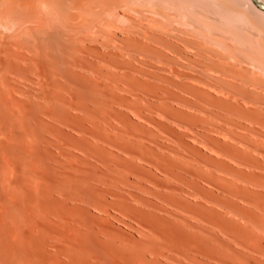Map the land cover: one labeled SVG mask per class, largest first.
<instances>
[{"label": "bare ground", "instance_id": "1", "mask_svg": "<svg viewBox=\"0 0 264 264\" xmlns=\"http://www.w3.org/2000/svg\"><path fill=\"white\" fill-rule=\"evenodd\" d=\"M235 1L237 6L224 0H0V150L4 152L3 157L10 144L20 143L26 151L41 142L57 146L59 150L71 136L65 137L64 130L51 121L72 127V123L77 125L82 120L84 123L86 118L87 126L79 123L84 136L81 135L77 143L83 146V154L93 162L86 158L82 159V165L78 162V165H74L76 162L69 165L64 170V178L55 181L58 182L56 187L39 183V205L27 213L21 224L17 223L16 215L14 218L17 205L13 201L18 203L14 193H11L13 201L11 197L7 198L9 194L5 199L0 198V264H124L126 255L120 259L113 255L115 259L109 263H99L100 259L92 263L95 260L82 248L86 224L80 215L85 216V211L77 206L69 209L68 203L65 204L68 201L83 202L105 216L112 210L144 225L146 229H142L148 232V238L141 239H147V243H142L145 248L138 246L139 253L136 252L138 248L132 251L135 256L129 257V264H163L160 259L164 264H264V24L261 22L264 0ZM256 16L258 20L261 17L262 24ZM146 51L173 54L168 59L171 62L167 66L168 73L162 70L171 75L163 77L169 86L160 81L159 74L156 78L162 87L150 83L149 70L147 68L146 73V68L143 69L147 63L142 53ZM95 57L106 64V70L95 64ZM171 64L175 66L171 67ZM148 65L158 68V64ZM158 69L161 73L163 68ZM82 71L89 75L85 76ZM145 75L149 81L143 78ZM84 77L99 81L101 87L98 98L90 100L86 97L100 112L97 119H92L91 105L81 101L79 82ZM173 101L188 107L183 106L188 111L191 108L205 110L225 119L227 129L218 125L216 132L218 128L228 132L230 140H226L225 145L233 142L226 145L222 155L233 160L239 168L250 169L247 174L250 179L244 181L253 187V191L248 186V195L239 190L242 186H237L236 191L229 190L235 188L236 180L245 173L230 167V172H234L232 177H227L235 179H228L229 184L221 179L229 188L224 187L226 184L215 183L217 180L214 182L220 186L221 189L217 187L219 192L227 188L224 196L199 197L197 191L201 188L197 179L204 178L203 170H199V159L196 160L192 152L172 148L173 156L165 150L157 153L154 146L150 148L146 144L139 150H129L128 146L124 149L126 126L121 124L122 127L115 128L117 132L112 135L108 131L109 127H114L110 122L113 115L123 124L129 119L128 112L151 123L154 121L152 113L161 108L162 112L172 109ZM77 111H84L85 117H80L82 113ZM166 113L162 114L166 116ZM43 116L50 124L43 121ZM169 116L168 121L172 123ZM216 117L215 121L209 120L211 124L218 123ZM33 120L37 127L50 128L52 138L41 136L42 132L35 134L31 129ZM234 129L247 133L237 137L231 133V137L229 132ZM110 147L124 156L112 152ZM87 164L94 165L95 172L89 173L91 166ZM152 169L162 174L163 179L153 174ZM15 188L13 186V191ZM135 191L151 195L162 201V205L179 211L163 209L158 206L159 202L146 201ZM184 196L198 200L195 204L189 203ZM152 209L156 213L165 211L173 219H165ZM77 212L80 217L75 214ZM108 219L100 221L106 224Z\"/></svg>", "mask_w": 264, "mask_h": 264}, {"label": "rangeland", "instance_id": "2", "mask_svg": "<svg viewBox=\"0 0 264 264\" xmlns=\"http://www.w3.org/2000/svg\"><path fill=\"white\" fill-rule=\"evenodd\" d=\"M225 2H227L228 4L230 3L231 5H233L234 4V6H237V5H235V3H236V1L235 0H224ZM232 1V2H231ZM233 3V4H232ZM238 3V2H237ZM260 17V16H259ZM258 18V16H256L255 17V19H257ZM263 19V18H262ZM259 20L261 21V17L259 18ZM258 19H257V21L258 22H260ZM263 24H264V19H263V21H261ZM260 22V23H261ZM261 23V24H262ZM149 51H146V52H144V53H142V56H144L145 58L144 59H146L145 61H146V63H147V65H144L143 67V69H145L146 68V70H144L146 73H150V76H148V77H150L149 79H150V83H156V85L157 86H160V87H162V85L160 84V82H159V80H157L158 78H160V81L161 82H164V83H166L167 82V86H169V82L168 81H166L163 77H165V78H167L168 76H171V75H168V74H165L166 72H167V69H168V67L167 66H170L169 65V63H171L168 59H171V57L173 56V54L171 55L170 53H169V51L167 52L168 53V55H167V53H165V52H163V53H165V54H163V53H157V52H149ZM189 54V53H188ZM190 54H192V53H190ZM165 55H167V57L170 55V57H166ZM153 57V58H152ZM98 60V61H97ZM152 61V62H151ZM155 61V62H154ZM94 62H95V64L96 65H98L99 67H100V65H101V68L103 69V70H106V64H104V62H102V61H100L98 58H96L95 57V60H94ZM148 62H150V63H148ZM155 63V64H154ZM165 63H166V66H165ZM148 64H151L152 66H155L156 64H158L157 66H158V68H163V69H161L160 71H162V70H164V72L162 71L161 73L160 72H158L157 71V67L155 68L154 67V69L151 67V66H149ZM168 64V65H167ZM171 65H173V66H171V67H174L175 65L174 64H171ZM150 67V68H149ZM165 67H166V69H165ZM147 68H148V70H147ZM151 68L153 69V71L151 70ZM170 68V67H169ZM111 69H113V68H111ZM159 70V69H158ZM148 71V72H147ZM83 72V74L85 73V71H82ZM156 73V75H155V73ZM154 73V74H153ZM168 73V72H167ZM159 74V75H158ZM162 74H164V75H162ZM85 76H88L89 75V73L86 75V73L84 74ZM158 75V76H157ZM146 76L147 75H145L143 78L145 79L146 78ZM153 76H154V78L156 79V80H154V78H153ZM156 76L158 77V78H156ZM149 79H147L146 78V80H148L149 81ZM162 79H164V80H162ZM174 79V78H173ZM97 80H98V78H97ZM91 81V82H90ZM107 81V80H106ZM158 81V82H157ZM101 82V81H100ZM82 83V84H81ZM164 83H162L163 84V87L164 86H166V84H164ZM79 88H80V93H81V96H82V98H81V101H82V103L83 104H85V103H87L86 105H91L89 108L92 110V114H93V118L92 119H97V118H99V111H98V109L96 108V106H94V104L91 102V101H88L89 99L90 100H93V99H95V98H98L99 97V94H101V87H99L100 85H99V81L98 82H96L94 79L93 80H91V79H87V78H82L81 80H80V82H79ZM160 84V85H159ZM166 86V87H167ZM90 88V89H89ZM100 90V91H99ZM173 90H176L175 88H173ZM84 92V93H83ZM89 97H88V96ZM89 98V99H87V98ZM189 100H190V102H193V101H191V98L189 97L188 98ZM89 103H88V102ZM91 103V104H90ZM175 103H177V101H173V103L172 104H170V105H172V109H169L168 111H165L164 110V112H162V108L161 109H157V110H155L153 113H152V118L154 119V121L156 120V122H151L150 123V121H148V120H145L144 118H142V117H140V116H137V115H133V114H131L130 112H128L127 113V119H128V117H129V119L126 121V123H119V118H117V116H111V123H112V125L114 126V127H109L107 130L110 132V134L112 135L113 133H116L117 131H116V129L115 128H117V127H125L124 128V135H123V141H124V143H123V147H124V149H127V146H128V149L129 150H139V149H141V147H142V145L143 144H146V145H148V147H150V146H154L153 148H154V150H155V152H157V151H159V152H157V153H162V152H164L163 150H165V153L166 154H173V150H182V151H185V152H187V153H191V155L196 159V160H198V166H199V170L200 169H202L203 171V174L201 173V175H202V177H204V178H198L197 179V182H198V186H199V188H201L199 191H197V194L199 195V197L200 196H203V198L205 197V199H209L210 198V196L211 195H216V196H218V195H222V196H224L225 195V193H227V192H225V191H227V188H229L230 186L228 185L229 184V181H228V179H231V178H228V177H232V175L231 174H233L232 172H234L233 170H232V172H230L231 170L230 169H234L235 171H237V170H243L245 173H242V175H240L241 176V178L240 179H237L236 180V183L234 184V187L235 188H233V189H230L229 188V190H235V189H237V186H242V188H239V190H243V192L244 191H246V190H248L249 188H251L252 186H250L249 184H247V183H245V181L244 180H248V179H250V175H247L248 173H249V170H248V168L247 167H245V166H240V168H239V165H237V164H235V162L233 161V160H231V159H229L228 157H226L225 155H222L223 153H224V148H226V145H231L232 144V140L230 141V143L229 144H226L225 145V143H226V140L229 142V136H228V132H226V131H221V130H219V128H218V131L216 132V130H217V126L219 125V126H221V127H225L226 126V121L224 122V120H223V117H218V119L220 120H218L217 119V117L215 116V115H212V114H210L209 112H206L205 110H202V111H196L195 109H190V107H189V109L190 110H193L192 112L189 110L188 111V109H186V108H188V107H186V106H184V107H186V108H184L182 105V107L179 105V103H178V105H176ZM96 105V104H95ZM155 105H158L157 103H155ZM94 106V107H93ZM178 106V107H177ZM180 106V107H179ZM174 108V109H173ZM176 108V109H175ZM181 109V111H182V113L181 112H179L180 111V109ZM94 109V110H93ZM97 110V111H96ZM174 110H175V112H174ZM179 110V111H178ZM187 110V112L185 113V111ZM94 111V112H93ZM195 111V112H194ZM79 112V114H81V115H79L80 117H85V115H86V113H84V111L82 112V111H77L76 113H78ZM81 112V113H80ZM166 112H169L171 115H173V116H169ZM193 112H194V114H193ZM202 112V113H201ZM96 113V114H95ZM158 113H160V114H158ZM162 113H166V116L164 115V114H162ZM189 113H191L192 115H190ZM201 113V114H200ZM83 114H85V115H83ZM90 114H91V112H90ZM154 114H155V117H154ZM199 114V115H198ZM83 115V116H82ZM159 117H158V116ZM162 115V116H161ZM198 115V116H197ZM168 116H169V119L170 120H172V123H169V121H168ZM192 116V117H191ZM195 116V117H194ZM197 116V117H196ZM204 116V117H203ZM116 117V118H115ZM165 117V118H164ZM194 117V118H193ZM215 117H216V119H217V121H218V123L217 122H215V123H212L211 124V122L212 121H215L214 119H215ZM44 120V122H46V123H49L50 124V122H49V120L47 119V117H42ZM131 118V119H130ZM139 118H140V120H139ZM142 118V119H141ZM160 118V119H159ZM167 118V120H163V119H166ZM172 118H174V119H172ZM195 118H196V120H195ZM199 119V121H197L198 119ZM82 119V118H81ZM159 119V120H158ZM162 119V120H161ZM195 121H194V120ZM208 119V120H207ZM211 119V120H210ZM221 119H222V121H221ZM209 122H207V121ZM211 122H210V121ZM34 121V120H33ZM31 122V124H33V125H31V129H32V131H34V133L35 134H38V135H40L41 134V132H42V134H41V136L43 135L44 137H46V138H52V134H49L50 132H51V130H49L48 129V127L46 128H44L43 129V127L42 126H38L37 127V125L36 124H34L35 123V121L34 122ZM51 121V120H50ZM143 121V122H142ZM148 121V122H147ZM168 121V122H167ZM181 121V122H180ZM189 121V122H188ZM191 121L193 122V123H191ZM86 122H87V120H86V118H85V122L83 123V120H82V122H79V123H83V124H85L86 126H87V124H86ZM118 122V123H117ZM146 122V123H145ZM171 122V121H170ZM175 122V123H174ZM185 122V123H184ZM51 123L55 126V124L57 125V127L58 128H61V130H64V131H62V133H66V136L65 137H67V135L68 136H71V138H70V140L72 139V141H70L69 139H68V137L66 138L67 140H65V143H64V145H61L59 148L60 149H62V152L60 151V149L59 150H57L58 149V147L57 146H53V145H47V144H44V143H38V145H37V143H35L34 145V147H31L32 149H29V150H26L25 151V149L23 148V147H21L22 145L20 144V143H18V144H10V146H9V149H7L6 151L8 152H6V157H5V155H4V157L6 158H4L3 157V151L2 150H0V195H5L4 197L2 196V197H0V198H3V199H5V197H6V195L8 196V194H9V196L7 197V198H9V197H11L13 194H11V193H14V195H13V197L15 198V199H17L18 200V203L15 201H13V197H11L12 198V201H13V203H15V208H14V210H16L15 211V213H14V218H15V215H16V220H17V223H19V224H21L22 222H23V220L26 218V215H27V213L29 212V211H32V210H35L34 208L35 207H37L38 205H39V202H40V200H39V196H38V193H37V190H38V185H39V183H45V184H48L49 183V186L50 187H52V186H57L58 185V182L62 179V178H64V170L69 166V165H71V164H73L74 162H76V164H74V165H78L77 164V162L80 164V165H82L81 163H83L84 161L83 160H85L88 156H86L85 154H83V146H79V143H77L80 139H81V137L82 136H84V135H82L83 133L81 132V124H79V126H77L75 123H72L73 125L75 124L76 126H74L75 128H73V125H72V127H70V126H63V125H61V124H59V123H57V122H54V121H51ZM88 123V122H87ZM129 123V124H128ZM141 123V124H140ZM148 123L150 124V125H148ZM161 123V124H160ZM179 124V125H177V124ZM190 123V124H189ZM198 123H200V124H198ZM222 123V124H221ZM59 124V125H58ZM120 124V125H119ZM121 124H122V126H121ZM153 126H152V125ZM160 124V125H159ZM182 124V125H181ZM188 124V125H187ZM203 124V125H202ZM214 124V126H212ZM125 125V126H124ZM163 125V126H162ZM175 125V126H174ZM183 125H184V128H183ZM191 125V126H190ZM194 125V126H193ZM209 127H208V126ZM63 126V127H62ZM177 126V127H176ZM193 126V127H192ZM198 126V127H197ZM41 127H42V129H41ZM152 127V128H151ZM170 127H172V128H170ZM180 127H182V128H180ZM189 128V129H187V128ZM213 129H212V128ZM68 128V129H67ZM72 128V131H69L70 129ZM127 128V129H126ZM154 128H157V130L156 129H154ZM162 128V129H161ZM170 128V129H169ZM180 128V129H179ZM197 128H199V129H197ZM201 128V129H200ZM35 129V130H34ZM46 129H48V130H46ZM112 131H111V130ZM140 129V130H139ZM176 129V130H175ZM202 129H203V131H202ZM205 129V130H204ZM225 129H227V127H225ZM74 130V131H73ZM128 130V131H127ZM142 130V131H141ZM186 130V131H185ZM188 130H192L191 132L190 131H188ZM208 130V131H207ZM45 131H46V133H45ZM126 131H127V133H126ZM152 131V132H151ZM155 131V132H154ZM160 131V132H159ZM177 131V132H176ZM185 131V132H184ZM188 131V133L186 134V132ZM210 131H212L211 133H210ZM220 131V132H219ZM243 130H240V129H234L233 130V132H229L230 133V135H231V137L234 135L235 137H237V136H240V135H242V133L243 134H245V133H247L246 131H244V132H242ZM7 132L10 134V130L8 131L7 130ZM39 132H40V134H39ZM135 132V133H134ZM141 132V133H140ZM158 132V133H157ZM166 132V133H165ZM190 132V133H189ZM69 133V134H68ZM78 133H80V134H78ZM82 133V134H81ZM125 133H126V137H125ZM192 133H193V136H192ZM226 133V134H225ZM231 133H233V135L231 134ZM8 134V135H9ZM77 134V135H76ZM129 134V135H128ZM138 134H140V135H138ZM165 134V135H164ZM174 134V135H173ZM199 134V135H198ZM216 134V135H215ZM46 135V136H45ZM64 135V134H63ZM75 135V137H73ZM82 135V136H81ZM188 135H191V136H188ZM194 135H195V137H194ZM197 135V136H196ZM86 136V135H85ZM132 138H131V137ZM156 136V137H155ZM158 136H160V137H158ZM163 136V137H162ZM184 136V137H183ZM187 137V139H186V137ZM226 136H228L227 138H226ZM79 137H80V139H79ZM158 137V138H157ZM193 137V138H192ZM223 137V138H222ZM125 138V139H124ZM137 138H138V140H137ZM169 138H171L170 140H169ZM198 138V139H197ZM204 138H206V139H204ZM210 138V139H209ZM74 139H76V141L74 140ZM134 141H132V140ZM154 139V140H153ZM176 139V140H175ZM190 139V140H189ZM208 139V140H207ZM224 139V140H223ZM73 140H74V142H73ZM129 140V141H128ZM153 140V141H152ZM156 140H158V141H156ZM180 140V141H179ZM205 140V141H204ZM211 140V141H210ZM165 141V142H164ZM179 143V144H177V142ZM186 141V142H185ZM193 141H195V142H193ZM200 141H202V142H200ZM210 141V142H209ZM127 142V143H126ZM134 144H133V143ZM154 142H156V143H154ZM204 142V143H203ZM208 142V143H207ZM219 142H220V144L223 146V145H225V147H221V145L219 144ZM63 143V142H62ZM77 143V144H76ZM149 143V144H148ZM176 143V145H174V144ZM189 144V145H187V146H185V144ZM214 143V144H213ZM40 144V145H39ZM69 144V145H68ZM127 144V145H126ZM165 144V145H164ZM173 144V145H172ZM199 144V145H198ZM44 145V146H43ZM72 145V146H71ZM78 145V146H77ZM161 145V147H159ZM183 145H184V147H183ZM12 146V147H11ZM42 146V147H41ZM136 146H138V147H136ZM144 146V145H143ZM174 146H175V149H174ZM177 146V147H176ZM198 146V147H197ZM205 147V149H204V147ZM206 146H209V147H206ZM217 146V147H216ZM221 148H220V147ZM51 147V148H50ZM62 147V148H61ZM74 147H76V148H74ZM81 147V148H80ZM109 147V146H108ZM107 146H106V148H108ZM145 147H147V146H145ZM168 147H171V149H169ZM181 147H182V149H181ZM228 147V146H227ZM13 148V149H12ZM15 148V149H14ZM22 148V149H21ZM42 148V149H41ZM71 148H72V150H71ZM136 148V149H135ZM151 148V147H150ZM168 148V149H167ZM172 148H173V150H172ZM185 148V149H184ZM206 148H207V150H206ZM208 148H209V150H208ZM216 148L219 150V151H217L216 150ZM47 150V152H44V150ZM51 149V150H50ZM112 148L110 147L109 148V150H111ZM114 149V148H113ZM189 151H188V150ZM223 149V150H222ZM15 150L17 151V152H15ZM30 150H31V152H30ZM57 150V151H56ZM77 150V151H76ZM81 150V151H80ZM162 152H161V151ZM167 150V151H166ZM212 150H213V152H215V153H217V152H220V153H218V154H215L214 155V153L212 152ZM23 151V152H22ZM36 151V152H35ZM59 151V152H58ZM112 152L114 151L116 154H121L120 156H124V154L123 153H121L119 150H116V149H114V150H111ZM210 151V152H209ZM40 152V153H39ZM56 152V153H55ZM78 152V153H77ZM81 152V153H80ZM24 153V154H23ZM35 153V154H34ZM43 153V154H42ZM48 153L50 154V155H48ZM55 153V154H54ZM58 153H60V154H58ZM212 153V154H211ZM17 154V155H16ZM27 154H28V156H27ZM83 154V155H82ZM208 156H207V155ZM221 154V155H220ZM31 155V156H30ZM57 155V156H56ZM200 155H202V156H200ZM12 156H14V157H12ZM21 156H23V157H21ZM77 156V157H76ZM173 156H174V154H173ZM213 156V157H212ZM217 156V157H216ZM220 156V157H219ZM224 156L226 157V158H224ZM32 157V158H31ZM219 157V158H218ZM223 157V158H222ZM2 158H4V159H2ZM10 158V159H9ZM16 160H15V159ZM59 158V159H58ZM64 158V159H63ZM66 158V159H65ZM78 158H80V161H79V159ZM206 158H208L207 160H206ZM211 158V159H210ZM216 158V159H215ZM8 159V160H7ZM23 159V160H22ZM25 159H27V160H25ZM49 159V160H48ZM63 159V160H62ZM76 159H77V161H76ZM83 159V160H82ZM225 159V160H224ZM5 160V161H4ZM14 160H15V162H14ZM20 160V161H19ZM32 160V162H30ZM41 160V161H40ZM58 160V162H56V161ZM216 160V162H212V161H215ZM217 160L219 161V163L217 162ZM224 160V161H223ZM228 160V161H227ZM7 161H8V163H7ZM26 161V162H25ZM51 161V162H50ZM60 161V162H59ZM86 161H88V162H92V159L89 157V158H87L86 159ZM208 161V162H207ZM222 161V163H220ZM30 162V163H29ZM38 162V163H37ZM44 162H45V164H44ZM56 162V163H55ZM37 163V164H36ZM40 163H42L41 165H39ZM52 163V164H51ZM58 163V164H57ZM93 163V162H92ZM208 163V164H207ZM212 163V164H211ZM215 163V164H214ZM228 163V164H227ZM201 164V165H200ZM204 164H205V166H204ZM12 165V166H11ZM36 165V166H35ZM208 165V166H207ZM223 165V166H222ZM237 165V166H236ZM39 166V167H38ZM41 166V167H40ZM87 166H91V165H88L87 164ZM93 167H94V165H92ZM92 166L91 167H88L89 169H90V171H92V170H94V171H92V172H90L89 171V169H87L88 171H89V173H93V172H95V167L92 169ZM209 166H210V169H209ZM215 166V167H214ZM224 166H226V167H224ZM229 166V167H228ZM232 166H233V168H232ZM11 167V168H10ZM33 167V168H32ZM85 167V166H84ZM146 168H149V167H147V166H145ZM231 167V168H230ZM32 168V169H31ZM57 168H58V170H57ZM87 168V167H86ZM207 168V169H206ZM214 168V169H213ZM218 168V169H217ZM227 168H228V171H227ZM230 168V169H229ZM247 168V169H246ZM26 169V170H25ZM33 169H35V170H33ZM41 169H42V171H41ZM150 169V168H149ZM204 169H206V171H204ZM237 169V170H236ZM245 169V170H244ZM12 170V171H11ZM40 170V171H39ZM152 171H153V174H155L159 179H163V176H162V174H159L158 172H156L155 170H153L152 169ZM220 171H221V173H220ZM222 171H226L225 173H229L228 175H226L224 172L222 173ZM246 171H248V172H246ZM38 174H37V173ZM56 172V173H55ZM220 173V174H219ZM14 175V176H13ZM213 175V176H212ZM214 175H215V177L216 178H214ZM58 176V177H57ZM212 176V178H210ZM228 176V177H227ZM33 177L35 178V181H33L34 179H33ZM39 177H40V179H39ZM219 177H221L220 178V181H221V179H223L224 181H227L226 183H228V184H226V183H224V181H218V178ZM226 177V178H225ZM246 177H247V179H246ZM12 178V179H11ZM215 180H214V179ZM226 180H225V179ZM234 178V177H233ZM233 178L231 179V180H233ZM235 179V178H234ZM8 180H10V181H8ZM12 180H13V184H12ZM30 180V181H29ZM37 180H39L38 182H37V185H35L34 183H36V181ZM56 180H58V182L56 183L55 181ZM211 180V181H210ZM217 180V181H216ZM216 181V182H215ZM16 182V183H15ZM202 182H204V183H202ZM219 183V185L220 186H224V184H226V186H224V187H227V188H223V189H226L225 191L223 190L222 192H219V191H221V190H218V188L220 187H218V186H216V185H218V184H216L215 185V183ZM223 182V185L221 184ZM10 183V184H9ZM53 183H55L54 185H52ZM208 183H211V185L210 184H208ZM213 183V184H212ZM8 184V185H7ZM17 184V185H16ZM5 185H6V187H5ZM228 185V186H227ZM13 186L14 187H18L17 188V190L19 191L18 193L16 192L17 190H16V188H15V191H13L14 189H13ZM210 186V187H209ZM249 188H248V187ZM12 187V188H11ZM149 188H151L152 190H156L155 188H152V187H150V186H148ZM213 187H215V188H213ZM218 187V188H217ZM11 189L9 192H8V190L9 189ZM217 188V189H216ZM8 189V190H7ZM219 189H221V188H219ZM253 189V187L250 189L251 191H253L252 190ZM203 190V191H202ZM207 190V191H206ZM238 190V189H237ZM241 190V191H242ZM206 191V192H205ZM218 191V192H217ZM236 191V190H235ZM240 191V192H241ZM5 192V193H4ZM16 192V193H15ZM23 192V193H22ZM163 192V191H162ZM225 192V193H224ZM238 193H240L239 191H237ZM22 193V194H21ZM135 194H137V195H139L140 197H142V198H145V200L146 201H152L154 204L157 202V204H158V202H159V200L158 199H156L155 197H153L152 196V198H151V195H145L144 193H142V192H138V191H135L134 192ZM163 193H165V192H163ZM200 193H202V194H200ZM237 193V194H238ZM248 192L246 191L245 192V194H247ZM249 193H250V191H249ZM17 194L18 195H21V196H17ZM27 194H28V198H27ZM224 194V195H223ZM242 194L243 193H241V194H239V195H241L242 196ZM144 195V196H143ZM248 195V194H247ZM246 195V196H247ZM38 196V197H37ZM221 196V197H222ZM26 197V198H25ZM21 200H19V199ZM184 198H186V200H187V202L189 201V203H196L195 201H197L198 199L197 198H194V197H186V196H184ZM26 199V200H25ZM39 201H38V200ZM197 199V200H196ZM37 200V201H36ZM23 202H25V203H23ZM38 202V203H37ZM77 201H74V203H73V201H68V202H66L65 204H67L66 205V207H68L69 209H70V207H71V209H73V207H74V209H75V207L77 206V209H79V210H84L85 211V216L84 215H80L79 216V213L77 212V213H75L76 215L78 214V217H80L81 218V220H83V222L86 224V227H84L85 229L83 230L84 232H85V236H84V239L85 240H83V245H82V248H83V250L86 252V253H88V255H90L91 256V258H93L94 260H95V262H92V263H96V261L98 262L99 260L98 259H100V261H99V263H105L106 261H108L107 263H109L110 261H112V260H114L113 259V255H114V257H118V259H120V258H123V256H127L128 254H129V256H125L124 257V260H123V263L124 264H126V262H127V264H129L130 262V258H133L134 256H135V254L133 255V254H131L132 253V251L133 250H136L137 248H138V246H143L142 245V243L143 242H145V243H147V239H146V241H144L145 239H141V237H143V238H145L146 236H147V238H148V232L147 231H145V230H143L142 228H144V229H146L145 227H144V225L142 226V224L141 223H139L138 222V220L137 219H129L128 217L127 218H125V216L124 217H122V215H120V214H118V213H116L115 211V213L112 211V210H109L108 212H109V215H108V213H106V216H105V214L103 213L102 214V212H98L97 210H95V209H93V208H91V207H89L88 205H86V204H84L83 202H77ZM162 201H160L159 202V204H158V206H162V208L164 209H168L169 211H179V209H177V210H175L174 208H170L169 206L167 207V204L166 205H162V204H164V203H161ZM19 203H21L20 204V206L18 205ZM24 204H25V206H24ZM37 204V205H36ZM79 204V205H78ZM156 204V205H157ZM194 204H191V205H194ZM21 205H22V207H21ZM36 205V206H35ZM85 205V206H84ZM165 206V207H164ZM12 207H13V205H12ZM79 207V208H78ZM24 210V211H22V210ZM88 209V210H87ZM146 209H148V208H146ZM13 210V209H12ZM22 212H21V211ZM153 210V209H152ZM20 213H19V212ZM153 212L155 213V214H157V215H159V216H163V217H165V219H169L170 220V218H171V216L169 215V216H167V213L165 212V211H157V213H156V211H154L153 210ZM162 212H163V214H162ZM164 212L166 213V214H164ZM23 213V214H22ZM159 213H161V214H159ZM17 214H20V215H17ZM74 214V215H75ZM81 214V213H80ZM75 215V216H76ZM112 215V216H111ZM18 216V217H17ZM19 217H21V218H19ZM109 217H114L113 219L112 218H109ZM17 218H19V219H17ZM109 218V219H108ZM118 218V219H117ZM85 219V220H84ZM102 219V221H103V219H104V221H105V219H108V220H106V224H108V225H106V224H104V223H101L102 221H100ZM116 219V220H115ZM171 219H173V217L171 218ZM15 220V221H16ZM19 220H20V222H19ZM22 220V221H21ZM115 220V221H114ZM118 220L120 221V223H117L118 222ZM121 220H122V222H121ZM93 221V222H92ZM108 221V222H107ZM110 222V223H109ZM121 223H122V225H121ZM123 223H124V225H123ZM102 224H104V225H106V226H103ZM95 225V226H94ZM115 225V226H114ZM88 226V227H87ZM95 228H93V227ZM110 226H112V227H110ZM90 227V228H89ZM100 227L101 228H104L103 230H101L100 229ZM128 227H130V228H128ZM88 230V231H87ZM96 230V231H95ZM109 230V231H108ZM120 230V231H119ZM108 231V232H107ZM139 232H141V233H139ZM109 233V234H108ZM137 233V234H136ZM100 234V235H99ZM104 234V235H103ZM113 234V235H112ZM114 234L116 235V236H114ZM141 234V235H140ZM99 237V238H98ZM116 237H118V238H116ZM116 238V239H115ZM108 239V240H107ZM136 239V240H135ZM139 239H141V241L139 240ZM130 240V241H129ZM104 241V242H103ZM137 241V242H136ZM127 242L130 244H128V246H127ZM141 242V245L139 244ZM113 243V244H112ZM126 243V244H125ZM137 243V244H136ZM136 244V245H135ZM135 245V246H134ZM107 246V247H106ZM112 246V247H111ZM115 246V247H114ZM145 246H146V244H145ZM144 247V246H143ZM88 248V249H87ZM103 248H104V250H103ZM112 248V249H111ZM145 248V247H144ZM92 249V250H91ZM141 249H142V247H141ZM103 250V251H102ZM119 250H121V251H125L126 250V252H129V253H124V251L123 252H120ZM114 251V252H113ZM139 251H141L140 250V247L136 250V252L137 253H139ZM135 253V252H134ZM116 254V255H115ZM133 255V256H132ZM107 256V259L105 258ZM109 256V257H108ZM111 256V257H110ZM97 257V258H96ZM130 257V258H129ZM109 258V259H108ZM112 258V259H111ZM93 259H91V261L93 260ZM117 259V258H116ZM128 259V260H127ZM93 260V261H94ZM102 260V261H101ZM126 260V261H125ZM160 262L161 263H165L162 259H160Z\"/></svg>", "mask_w": 264, "mask_h": 264}]
</instances>
